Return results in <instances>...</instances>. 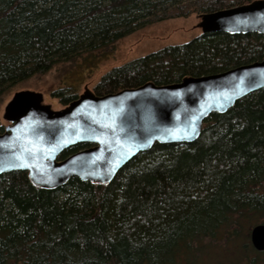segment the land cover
<instances>
[{"label": "trees", "instance_id": "obj_1", "mask_svg": "<svg viewBox=\"0 0 264 264\" xmlns=\"http://www.w3.org/2000/svg\"><path fill=\"white\" fill-rule=\"evenodd\" d=\"M254 0H0V102L58 63L98 57L138 28ZM97 57V58H98ZM264 34H200L105 73L98 96L260 61ZM65 106L69 89L52 93ZM0 120V133L4 130ZM89 147L65 150L59 159ZM264 88L212 113L192 143L154 144L105 185L0 175V264H264Z\"/></svg>", "mask_w": 264, "mask_h": 264}, {"label": "water", "instance_id": "obj_2", "mask_svg": "<svg viewBox=\"0 0 264 264\" xmlns=\"http://www.w3.org/2000/svg\"><path fill=\"white\" fill-rule=\"evenodd\" d=\"M201 34H264V0L198 16ZM264 88V58L224 72L184 77L180 82L98 96L87 87L60 110L32 90L15 92L3 108L0 175L26 172L38 188L54 190L71 178L110 183L132 158L154 144L192 143L204 120ZM80 144L89 147L63 159ZM249 240L264 252V224L250 229Z\"/></svg>", "mask_w": 264, "mask_h": 264}, {"label": "rangeland", "instance_id": "obj_3", "mask_svg": "<svg viewBox=\"0 0 264 264\" xmlns=\"http://www.w3.org/2000/svg\"><path fill=\"white\" fill-rule=\"evenodd\" d=\"M199 18L192 13L187 17H176L142 26L126 35L105 50L99 57L88 56L72 62L58 63L47 73L36 75L10 88L0 102V120L3 108L12 95L21 90H32L43 95V102L53 110L65 107L58 97V90L69 89L76 96L84 88L94 92L101 77L114 67L143 57L161 48L189 42L201 34ZM98 57V58H97ZM3 124L6 122L2 120Z\"/></svg>", "mask_w": 264, "mask_h": 264}]
</instances>
